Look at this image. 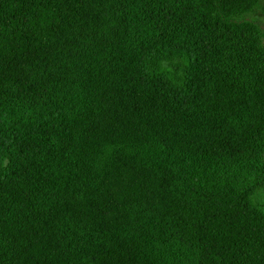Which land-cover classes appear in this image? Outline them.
I'll list each match as a JSON object with an SVG mask.
<instances>
[{"label":"trees","instance_id":"1","mask_svg":"<svg viewBox=\"0 0 264 264\" xmlns=\"http://www.w3.org/2000/svg\"><path fill=\"white\" fill-rule=\"evenodd\" d=\"M258 5L0 0V264H264Z\"/></svg>","mask_w":264,"mask_h":264},{"label":"rangeland","instance_id":"2","mask_svg":"<svg viewBox=\"0 0 264 264\" xmlns=\"http://www.w3.org/2000/svg\"><path fill=\"white\" fill-rule=\"evenodd\" d=\"M246 17L256 21L264 29V0H259L258 7L252 13L246 15ZM85 30V23L81 22L77 15H75L73 19L68 18L62 32L64 33V38H68L69 40L58 43L56 47H62L68 43L75 41L77 37L80 38L79 33Z\"/></svg>","mask_w":264,"mask_h":264}]
</instances>
